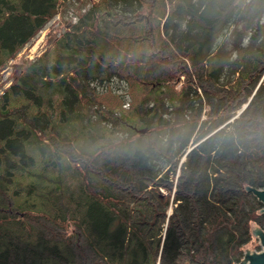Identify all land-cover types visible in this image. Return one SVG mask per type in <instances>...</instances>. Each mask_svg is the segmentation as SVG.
Returning a JSON list of instances; mask_svg holds the SVG:
<instances>
[{"label":"trees","instance_id":"16d2710c","mask_svg":"<svg viewBox=\"0 0 264 264\" xmlns=\"http://www.w3.org/2000/svg\"><path fill=\"white\" fill-rule=\"evenodd\" d=\"M72 1L0 0V71L78 8L0 95V264L238 263L264 230V0Z\"/></svg>","mask_w":264,"mask_h":264},{"label":"rangeland","instance_id":"374dc122","mask_svg":"<svg viewBox=\"0 0 264 264\" xmlns=\"http://www.w3.org/2000/svg\"><path fill=\"white\" fill-rule=\"evenodd\" d=\"M90 1H97V0H87L88 4L86 5L85 9L88 7ZM77 2L79 3L78 0L72 1L73 5L78 4ZM67 7L68 8H66L65 10H64V6L59 8L56 15L49 21V23H47L45 25V27L42 29L41 33L38 32L35 35V37L32 39V41L30 42V44L26 45L17 54V56L15 57L14 60L9 61L8 64L0 71V95L9 87V85L13 81V74H12L13 66H12V64L14 62L16 63V62H20L22 60H27V59L30 60L32 57L35 58V57L39 56L43 51H45V49H47L49 39H51L54 35L58 37L59 34L63 33V30L67 29V27L69 26L70 23H74L76 21V19L78 17L76 14V13H78L76 11V9H78V8H75V6H70V5ZM73 16L75 17V19L72 18ZM62 27H63V29H61ZM39 39H40V41H39ZM263 78H264V73H263L262 77L260 78L259 82H261ZM258 86L259 85H257L255 87L254 92L258 88ZM254 92L252 93V95H254ZM184 156L182 155L180 162L178 163V166H177L178 168L180 167L181 162L184 160ZM179 172H180L179 169H176L174 175L177 176ZM175 177H174V180H175ZM261 190H264V189H261ZM168 213H170V211H168ZM244 249H250L252 251L257 250L256 249V238L254 236H253V239L243 247L242 256L240 259H243V256L245 254ZM240 259H239V261H240ZM238 263H236V264H238Z\"/></svg>","mask_w":264,"mask_h":264},{"label":"water","instance_id":"95a60500","mask_svg":"<svg viewBox=\"0 0 264 264\" xmlns=\"http://www.w3.org/2000/svg\"><path fill=\"white\" fill-rule=\"evenodd\" d=\"M246 105H244L243 108H245ZM137 132L139 134H144L146 132V129L137 130ZM190 150L191 149H189L187 153ZM246 190L252 193L255 196V198L258 200V202L261 203L262 205L261 212L264 213V190L253 189L250 187H247ZM252 236L254 237L258 236L259 245L263 248V252L253 253L252 250L250 249H244L245 254L243 256V259H240L238 264H264V231L262 229H259L258 227H253Z\"/></svg>","mask_w":264,"mask_h":264},{"label":"built area","instance_id":"2783aa9c","mask_svg":"<svg viewBox=\"0 0 264 264\" xmlns=\"http://www.w3.org/2000/svg\"><path fill=\"white\" fill-rule=\"evenodd\" d=\"M73 19H75V17L73 16L72 17ZM77 20V19H76ZM76 22V21H75ZM74 22V23H75ZM41 31H42V29L39 31L40 33H41ZM39 41H40V39H39ZM38 41V42H39ZM30 59V58H29ZM34 59V57H32L30 60H33ZM264 231V230H263ZM255 238H256V249L257 250H255V251H252L253 253H259V252H263V248L259 245V239H258V236H255Z\"/></svg>","mask_w":264,"mask_h":264}]
</instances>
